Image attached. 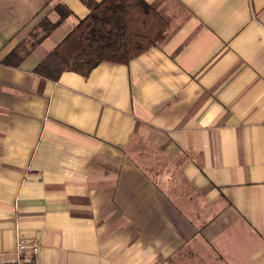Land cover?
Returning <instances> with one entry per match:
<instances>
[{
	"label": "crops",
	"instance_id": "0c3cea01",
	"mask_svg": "<svg viewBox=\"0 0 264 264\" xmlns=\"http://www.w3.org/2000/svg\"><path fill=\"white\" fill-rule=\"evenodd\" d=\"M145 1L162 43L53 82L89 7L0 0V264H264V0Z\"/></svg>",
	"mask_w": 264,
	"mask_h": 264
},
{
	"label": "trees",
	"instance_id": "16d2710c",
	"mask_svg": "<svg viewBox=\"0 0 264 264\" xmlns=\"http://www.w3.org/2000/svg\"><path fill=\"white\" fill-rule=\"evenodd\" d=\"M90 14L37 66L35 73L58 82L67 72L87 78L102 63L127 65L158 46L171 24L145 0H81Z\"/></svg>",
	"mask_w": 264,
	"mask_h": 264
},
{
	"label": "built area",
	"instance_id": "2783aa9c",
	"mask_svg": "<svg viewBox=\"0 0 264 264\" xmlns=\"http://www.w3.org/2000/svg\"><path fill=\"white\" fill-rule=\"evenodd\" d=\"M40 250V241L33 240H20L17 245V260L16 264H29L30 261L27 257L37 255Z\"/></svg>",
	"mask_w": 264,
	"mask_h": 264
}]
</instances>
